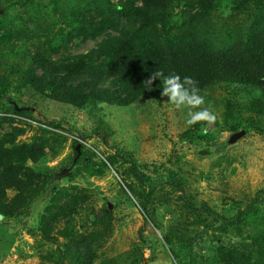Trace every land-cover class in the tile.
Returning <instances> with one entry per match:
<instances>
[{
    "label": "trees",
    "instance_id": "obj_1",
    "mask_svg": "<svg viewBox=\"0 0 264 264\" xmlns=\"http://www.w3.org/2000/svg\"><path fill=\"white\" fill-rule=\"evenodd\" d=\"M225 7L231 15L223 16ZM100 39L87 53H71ZM157 70L165 76L179 74L182 80L192 77L204 97L218 88L232 94L225 100L227 120L246 103L247 111L264 115V0H0V102L10 104V117L0 114V129L7 121L21 123L0 138V221L30 219L23 226L31 236L57 245L56 257L47 258L52 264L64 260L66 264H117L102 250L112 232L111 222L104 232L79 234L88 219L95 226L104 225L111 216L108 204L104 210L88 206L83 211L90 197L62 185L84 172L103 178L120 156L129 165L122 173V193L140 200L155 229H163L156 219L161 208L171 214L181 203L193 216V221L181 217L171 224L164 237L174 264H209L204 248L201 253L195 248L206 240L204 234L218 251L212 264H264V213L255 216L250 207L256 198L241 210V203L223 197L227 207L223 216L194 198L190 181L180 172L154 165L153 176L147 175L144 168L150 166L124 151L95 161L97 151L83 145L88 134L72 140L74 155L59 166L48 165L65 151L69 138L51 136L50 128L61 129L58 123H41L34 119L35 111L22 109L29 107L22 103L25 95L34 93L81 110L106 104L143 108L142 116L146 111L159 113L171 104L160 94L162 81L158 78L150 88L144 85ZM245 96L249 99L239 110L235 104ZM13 102L21 110L16 111ZM199 124L204 131L217 126L205 122L194 128ZM96 129L105 134L104 128ZM29 130L35 137L18 142ZM255 131L264 135L259 125ZM192 133L186 130L180 140L185 142ZM228 144L229 140L212 147L201 144V155L224 153ZM142 188L152 196L145 202ZM41 198L48 206L31 219L32 206ZM235 209V216L228 215ZM101 211L104 217L98 218ZM146 231L143 228L141 235Z\"/></svg>",
    "mask_w": 264,
    "mask_h": 264
},
{
    "label": "rangeland",
    "instance_id": "obj_2",
    "mask_svg": "<svg viewBox=\"0 0 264 264\" xmlns=\"http://www.w3.org/2000/svg\"><path fill=\"white\" fill-rule=\"evenodd\" d=\"M222 13L223 16L231 15L228 7H225ZM111 34L117 36L118 33L112 31ZM99 42L101 39L87 42L81 49H73L71 53L74 55L87 53ZM231 96L229 92L218 88L210 96L204 97L205 104L202 107H207L217 117L215 120L217 126L207 127V132L204 131L202 124H199L198 128H194L198 123L191 126L186 124L188 111H200V108L176 109L170 104L168 107L164 106L159 113L156 110L146 111L142 116L143 108L135 107L138 108L136 111L130 107L120 108L101 104L97 108L81 110L48 102L34 93L25 95L22 103L35 111L33 117L36 121L41 123L55 121L61 126V129L50 128L51 136L56 137L59 134L69 138L65 151L50 161L49 166H59L68 155H74L72 140L80 134H88L90 138L86 144L83 142V145L97 151L95 161L99 158L102 160L108 155H115L118 151L130 152L139 162L150 166L144 168L147 175L153 176L154 165L185 175L190 181L189 189L194 192V198L208 207L211 206L219 214L227 215L223 197H231L241 203V210H245L256 198L257 202L250 207L255 216H258L257 214L264 213V135L258 134L255 127L259 125L264 129V115L257 116L247 111L246 102L249 97L245 96L240 97V102L235 104L240 110L246 103L243 110L227 120L225 100ZM9 109L10 104L6 100L0 102V114L6 118L10 117ZM24 121L33 127L38 126L34 120ZM15 126H21V123L17 122L14 125L8 121L3 123L0 138L11 133ZM98 127L104 128L105 134L97 132ZM186 130L193 133L182 142L180 137ZM243 130L246 131L245 135L236 143L228 144L229 147L224 153L219 151V154L201 155V144L212 147L214 143H224ZM34 137L35 132L29 130L25 136L18 138V142H29ZM128 166L123 157L118 156V162L112 167L114 170L109 169L105 177L94 178L84 172L62 185L74 187V191L90 197L83 211L88 206H94L100 211L104 210L105 204L112 205V208L107 210V213L111 212V216L104 219V225L95 226L94 220L88 219L87 226L81 229L79 234H87L94 230L104 232L107 224L111 222L112 232L102 250L108 257L115 259L117 264H174L168 258L167 252H171L172 249L163 241L164 237L170 231L171 224L177 223L181 217L190 221L194 218L188 216L190 213L181 207V203L171 214L161 208L156 219H160L163 229H155L150 220L146 219L147 214L142 211L140 200L133 198L130 193L128 196L122 193L121 179L124 178L122 173ZM70 172L71 170L68 171ZM201 174L204 175L202 178ZM60 181L64 182L65 179ZM141 197L145 202L152 196L148 189L142 188ZM199 205L197 204L198 207ZM47 206L48 201L43 198L36 201L32 206L30 218L43 212ZM236 210L229 212L228 215L235 216L238 213ZM84 217L83 212L82 221ZM28 221L24 219L21 221L18 218L0 221V264H52L53 261L50 262L47 258L50 255L52 258L56 257L57 245L43 243L39 237L31 236L23 226ZM149 224L153 227L151 231L147 227ZM61 227L64 225L61 224ZM143 228L147 231L141 235ZM204 238L206 240H201L195 248L200 253L204 248V257L210 258L209 264H212L216 261L218 251L212 247L213 241H210L208 234H204ZM233 240L234 238L228 239L227 242ZM172 248L175 249L174 246ZM66 263L67 260H64L63 264Z\"/></svg>",
    "mask_w": 264,
    "mask_h": 264
},
{
    "label": "clouds",
    "instance_id": "obj_3",
    "mask_svg": "<svg viewBox=\"0 0 264 264\" xmlns=\"http://www.w3.org/2000/svg\"><path fill=\"white\" fill-rule=\"evenodd\" d=\"M158 78L162 81L163 85L160 93L161 96L167 97L168 102L174 105L176 109H201L195 112L188 111L187 125L191 126L199 122H207L208 124L215 122L217 118L215 114L207 107H202L205 104V98L200 94L201 90L196 80L189 76H185L182 80L181 76L175 73L165 76L162 71L157 70L144 81L145 87L150 88Z\"/></svg>",
    "mask_w": 264,
    "mask_h": 264
},
{
    "label": "water",
    "instance_id": "obj_4",
    "mask_svg": "<svg viewBox=\"0 0 264 264\" xmlns=\"http://www.w3.org/2000/svg\"><path fill=\"white\" fill-rule=\"evenodd\" d=\"M13 104H14V107H15V110L16 111H19V110H21V107H19L18 105H16V103L15 102H13ZM22 109H31V108H29V107H23ZM245 133H246V131L245 130H243V131H241V132H239V133H236V134H234L230 139H229V143L230 144H234V143H236L239 139H241L244 135H245ZM112 208V205L111 204H108V209L110 210ZM104 214H105V212L104 211H101V212H99V214L97 215V217L98 218H102L103 216H104ZM148 230H153L152 228V226L149 224L148 226Z\"/></svg>",
    "mask_w": 264,
    "mask_h": 264
}]
</instances>
